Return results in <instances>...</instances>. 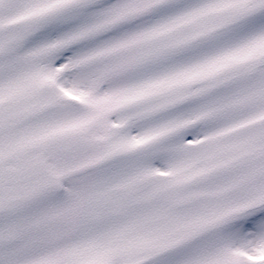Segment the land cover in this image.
<instances>
[{"label": "snow or ice", "instance_id": "1", "mask_svg": "<svg viewBox=\"0 0 264 264\" xmlns=\"http://www.w3.org/2000/svg\"><path fill=\"white\" fill-rule=\"evenodd\" d=\"M0 264H264V0H0Z\"/></svg>", "mask_w": 264, "mask_h": 264}]
</instances>
